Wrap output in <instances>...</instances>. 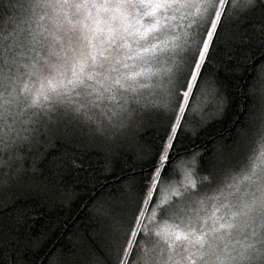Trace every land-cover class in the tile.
Wrapping results in <instances>:
<instances>
[{"label": "snow or ice", "instance_id": "snow-or-ice-1", "mask_svg": "<svg viewBox=\"0 0 264 264\" xmlns=\"http://www.w3.org/2000/svg\"><path fill=\"white\" fill-rule=\"evenodd\" d=\"M256 94L264 0H0V264H264Z\"/></svg>", "mask_w": 264, "mask_h": 264}, {"label": "trees", "instance_id": "trees-1", "mask_svg": "<svg viewBox=\"0 0 264 264\" xmlns=\"http://www.w3.org/2000/svg\"><path fill=\"white\" fill-rule=\"evenodd\" d=\"M245 103L249 109V112L251 113L249 120L254 125L259 124L260 116L264 112L263 103H262V100H261L259 94L252 96L248 101H245ZM219 133L227 135L226 129H221V128H219V126H217V134H219ZM204 139L206 140L207 137H205ZM74 212L77 216H80L81 218H84L87 215V210L84 209L83 207L74 209Z\"/></svg>", "mask_w": 264, "mask_h": 264}, {"label": "rangeland", "instance_id": "rangeland-1", "mask_svg": "<svg viewBox=\"0 0 264 264\" xmlns=\"http://www.w3.org/2000/svg\"><path fill=\"white\" fill-rule=\"evenodd\" d=\"M200 107L201 108H206V107H209V105L207 104L206 101H199L198 102ZM262 103H263V108H264V100H262ZM207 116L208 117H212V112L211 111H208L207 112ZM264 118V112L262 113V115L260 116V120ZM185 183V180H184V177L183 175L181 174L178 178H173L170 183H169V187L173 190L175 189H183V184ZM169 199H172L171 195L169 194ZM208 207L210 208L211 205H208ZM170 223V222H169Z\"/></svg>", "mask_w": 264, "mask_h": 264}]
</instances>
